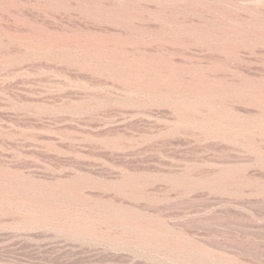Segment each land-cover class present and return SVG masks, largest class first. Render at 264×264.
Returning a JSON list of instances; mask_svg holds the SVG:
<instances>
[{"label":"rangeland","instance_id":"rangeland-1","mask_svg":"<svg viewBox=\"0 0 264 264\" xmlns=\"http://www.w3.org/2000/svg\"><path fill=\"white\" fill-rule=\"evenodd\" d=\"M0 264H264V0H0Z\"/></svg>","mask_w":264,"mask_h":264},{"label":"bare ground","instance_id":"bare-ground-1","mask_svg":"<svg viewBox=\"0 0 264 264\" xmlns=\"http://www.w3.org/2000/svg\"><path fill=\"white\" fill-rule=\"evenodd\" d=\"M261 8H262V7H261ZM261 8H260V9H261Z\"/></svg>","mask_w":264,"mask_h":264}]
</instances>
